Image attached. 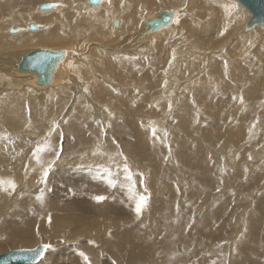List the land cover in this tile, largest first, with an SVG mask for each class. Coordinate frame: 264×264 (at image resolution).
<instances>
[{
	"label": "rangeland",
	"instance_id": "374dc122",
	"mask_svg": "<svg viewBox=\"0 0 264 264\" xmlns=\"http://www.w3.org/2000/svg\"><path fill=\"white\" fill-rule=\"evenodd\" d=\"M28 1L0 0V76L12 85L0 82V178L17 184L11 196L0 191V254L45 243L50 247L37 264H87L80 253L91 264H264V24L248 28L251 14L238 0H127L140 7L137 25L160 9L178 7L181 14L148 40L134 36L126 45L140 26L131 29L125 17L120 27L113 24L125 0L98 15L92 8L107 9L109 0L99 7L73 0L77 10L64 0H52L61 6L49 9L39 4L50 0ZM67 7L86 18L80 28L69 35L63 27L46 42L36 37L49 47L91 42L69 62V85L17 90L22 80L6 63L21 50L9 48L33 43V16H52L33 19L42 27ZM220 7L218 18L213 12L218 25L196 32ZM9 27L22 29L15 34L24 41L15 42ZM76 81L79 90L70 86ZM45 142L50 147L38 164L34 153ZM125 163L137 195L149 197L139 219ZM108 179L115 185L99 190ZM98 195L106 199L97 202ZM79 198L98 208L69 206Z\"/></svg>",
	"mask_w": 264,
	"mask_h": 264
},
{
	"label": "bare ground",
	"instance_id": "6f19581e",
	"mask_svg": "<svg viewBox=\"0 0 264 264\" xmlns=\"http://www.w3.org/2000/svg\"><path fill=\"white\" fill-rule=\"evenodd\" d=\"M35 0H29L28 2L29 3H33ZM56 2H58V1H60V0H55ZM67 4H68V6H73V7H75V9L77 10L78 9V6L80 5V3L79 2H72L73 0H64ZM78 1H80V0H78ZM84 1V0H83ZM126 1V5H125V8L124 9H122L121 8V10L117 13V14H115V16L116 15H119V19L117 18H114L113 20H112V22H113V24L115 25V22L116 21H118V27H120V25H121V23H122V21H124L123 19H124V17H125V19L127 18V19H131V23H132V25H131V29H138V27L140 28L139 30H138V32H137V34L136 35H133V31L129 34V35H127V40L125 39L124 41H126L127 42V44L126 45H128V44H132L133 43V40L132 39H134L135 37H139L140 39H146V40H148L146 37H148L149 38V36H152V35H155L157 32H159V31H161V30H163V29H165V28H168V27H170V26H172V25H174V23L176 22V20H177V14H178V18L180 17V14H181V9L180 8H178V7H174V8H166V9H160L159 11H154V13H152V14H150V15H148L146 18H144V19H142L141 21H140V23H139V25H137L138 24V19H139V17L141 16V13H140V7H138V8H135L134 7V9H132V5H131V3L130 2H128L127 0H125ZM139 1V0H138ZM167 1V4H169V5H171L175 0H166ZM17 2H19V1H17ZM80 2H82V1H80ZM102 2H103V0H99V3H97V4H95V3H90L89 2V0H85L84 1V3H81V4H87V5H89V7H99L101 4H102ZM140 2V1H139ZM148 2L150 3V5L151 4H153L154 3V0H148ZM187 2L190 4V5H194V4H196L197 2H199L198 0H187ZM43 3H48V4H53V5H56L55 4V2L54 1H52V0H50V1H46V2H42V3H40L39 4V8H40V5H42ZM135 3H137V2H135ZM202 4V3H201ZM88 7V6H87ZM107 7V9L106 8H101V9H97V8H92V10H94V9H96V10H94L93 11V13H96V15H98L99 13L98 12H103L104 11V9H105V12H106V10H108V11H110L111 12V10H116L115 9V7H116V0H110V2H109V5L108 6H106ZM131 7V9H130V11L128 12V9ZM4 8V7H3ZM50 8H55V7H50ZM37 9V8H36ZM47 9H49V8H47ZM69 7H67L66 8V10L65 11H63L62 12V17H60L59 16V18H61V19H59L58 18V16H55V18L51 21V23L49 22V23H47V24H45L44 26L42 25V27H39L38 25H36L37 26V29H36V31L35 32H29L31 35H33V36H30V34H25L24 36H30V37H28V38H31V39H33L34 41H33V43H29V44H26V45H22V46H19V47H14V48H9V49H13L12 51H14V50H21L20 52H14L12 55L13 56H10V57H12V58H9L8 59V63H6V64H8V66H9V64H10V66H12V68H13V70H12V72H11V74H14V75H16L20 80L19 81H21V84H20V86H18V87H15V88H17V90L19 89V90H23V89H25L26 87H31V88H33L34 90H37V91H42V90H47V89H50V88H56V87H58V86H61V85H64L65 83L67 84V85H69V77H70V75H71V72H72V69H71V67H70V65H69V62H72V63H76L77 61H78V59L80 58V54H81V52L83 51L82 50V48H83V46H84V44H85V46L87 45V44H89V43H91L90 41H85V42H83V41H80L81 39H79V40H75V42H72V43H67V44H62V45H58V46H51V47H49V46H41V45H37V43H38V39H37V37L39 36L40 38H41V40H42V42H46V41H48V40H52L54 37H56L57 35H58V33H59V30L61 29V30H63L64 28L66 29V28H68V31L67 32H70L69 33V35L71 34V33H73L74 32V28H80V23L82 22H84L83 20H86V18L84 17V15L83 14H81V15H76V17H74L73 16V13L71 12V11H69ZM118 9V8H117ZM3 10V9H2ZM169 10H171V11H176V15H175V17H174V20L170 23V24H168V25H166V26H161V27H159V28H155L154 27V22L156 21V18H157V15H158V13L159 12H161V11H169ZM211 10V13H212V19H208V20H206V21H204L202 24H201V26H199V27H197L196 29H195V31L196 32H200V31H202V32H210V31H212L213 30V27L214 26H217L218 25V23H216L215 24V22H216V20H217V18H218V15H219V13L221 12V10H222V8L220 7V8H212V9H210ZM35 11V10H34ZM215 11V13L217 14V18L214 16V14H213V12ZM31 13L33 12V10L32 11H30ZM117 12V11H116ZM128 12V13H127ZM35 12H33V14H34ZM44 14H41L40 16H33V19L35 20H39L40 22H44L45 20H51V18H52V16L51 15H46L45 16V14H49V13H47V12H43ZM126 13V14H125ZM198 17L200 16V17H205V14H206V12L205 11H195L194 12ZM36 14V13H35ZM125 14V15H124ZM95 15V14H94ZM106 15L108 16V13H106ZM105 15V16H106ZM110 16V15H109ZM108 16V17H109ZM87 17V16H86ZM93 17V19H96L97 21H99L100 20V17H101V20H102V17H103V15L101 14V15H99V16H92ZM74 18H76L77 20H76V22H75V20H74ZM112 18H113V16H112ZM33 19H29L30 20V22H29V24L30 25H33L32 23H34V20ZM74 24H72V23ZM125 22V21H124ZM123 22V23H124ZM127 22V21H126ZM129 22V23H130ZM53 23H55L54 25H53V27L51 28V29H49L48 27H50V25H52ZM29 25V26H30ZM112 25V24H111ZM221 25V24H220ZM28 26V27H29ZM48 26V27H47ZM17 27V26H16ZM64 27V28H63ZM19 28V27H18ZM44 28H46L47 30H43ZM9 29H11L10 27H9ZM97 29V28H96ZM98 29H100V28H98ZM97 29V32H99V30ZM21 31L22 29H18V31ZM18 31H16V32H18ZM0 33H1V31H0ZM100 33V32H99ZM20 33H16L15 34V32L14 33H12V36L14 37V41L15 42H21V41H24L23 39H24V37L22 36V35H19ZM98 34V33H97ZM96 34V35H97ZM103 34V33H102ZM168 34L169 33H167L166 35L168 36ZM85 35H88V34H86V32H85ZM100 35V34H99ZM37 36V37H36ZM135 36V37H134ZM85 37H87V36H85ZM95 37V36H94ZM102 37V36H101ZM106 37V36H105ZM98 38V37H97ZM12 39V38H11ZM87 39V38H86ZM85 39V40H86ZM88 39H90V37H89V35H88ZM137 39V38H136ZM25 40H28V39H25ZM40 42V41H39ZM130 42V43H129ZM141 42V41H140ZM94 43V42H93ZM135 43V42H134ZM138 45H137V47H142V42L141 43H137ZM102 45V44H101ZM121 47H123L121 44H119ZM89 47L91 46V45H88ZM103 46V45H102ZM125 46V45H124ZM87 47V46H86ZM101 47V46H100ZM104 47H106V46H103V48ZM108 47V46H107ZM126 47V46H125ZM37 48H45V49H50V50H54V51H56V52H58V51H61L62 53H63V56L60 58V59H58L57 60V62H56V64L53 66V69H52V71H51V73L49 74V77H50V82L48 83V84H38L37 83V81H38V76L35 74V73H28V72H21L20 70H19V64H20V62H21V60H22V57L24 56V55H26L29 51H33V50H35V49H37ZM122 50H120L121 52H123V53H126L127 54V49H125V48H121ZM129 49V48H128ZM5 51V50H4ZM89 51H90V49H89ZM133 51V50H132ZM6 52V51H5ZM4 55V54H3ZM81 59V58H80ZM80 61H82V60H80ZM3 62V61H2ZM5 73V72H4ZM7 74V73H6ZM96 75H97V73H96ZM13 76V75H12ZM96 77V76H95ZM0 82L2 83H5L6 84V86L8 87V88H12V85H11V83H9V80H8V78H6V77H1L0 76ZM16 85V84H15ZM100 85V84H99ZM98 85V87H96V88H99L100 86ZM4 86V85H3ZM70 86L72 87V88H78V90L81 88L80 87V84H79V82H71V84H70ZM101 87H103L102 88V92L101 93H103V94H106V93H108L109 92V89H108V87L107 86H101ZM14 88V87H13ZM3 90V89H2ZM12 90V89H11ZM5 91H8V89H6ZM1 92V91H0ZM76 92H77V90H76ZM98 93H99V91H98ZM3 94V93H2ZM75 95H77V94H75ZM101 95V94H100ZM88 98V97H87ZM76 102V101H75ZM76 105H77V102H76ZM76 105H72V107L71 108H75V107H77ZM99 106V105H98ZM98 112V111H97ZM98 114H99V112H98ZM106 115L108 116V114L106 113ZM157 124V123H156ZM160 124V123H159ZM132 126V125H131ZM133 128V127H132ZM136 128V127H135ZM145 134V133H144ZM72 141V140H71ZM105 151H107V150H105ZM112 153V152H111ZM149 153H150V151H149ZM115 154V153H114ZM146 154H148V153H146ZM109 155L110 154H108V157H109ZM116 157V155H114L112 158H115ZM127 157V156H126ZM106 158V157H105ZM109 160V159H108ZM61 166V165H60ZM57 169V168H56ZM60 169V168H59ZM61 170V169H60ZM59 170V171H60ZM95 176V175H94ZM103 180V179H102ZM112 180V179H111ZM22 181V180H21ZM114 181V180H113ZM116 183V182H115ZM115 183H114V185H115ZM101 187L103 186L104 188L102 189H99V190H105V188H108V187H112L113 185L112 184H109V183H107V186H105L104 184L103 185H100ZM95 187H97V186H95ZM207 190V189H206ZM94 192V191H93ZM88 193V192H87ZM95 194H97V193H95ZM44 196H47V197H49L48 196V194H46V195H44ZM38 198V197H37ZM80 199V198H79ZM84 199V198H83ZM66 200H68V199H66ZM42 201H44L43 199L40 201V203L39 204H36L37 203V201L35 200V201H33V204H36L37 205V209H39L40 208V206H41V202ZM87 201H91V200H87ZM104 201V200H103ZM110 201H114L113 199L112 200H110ZM45 202V201H44ZM71 202H72V205H69L70 207L71 206H75L76 205V207L77 208H79V209H87V210H90L91 211V209H97L98 207H90L91 206V204H92V202H86V200H76V199H72L71 200ZM102 203V202H101ZM111 203V202H110ZM28 204H31L30 202H28ZM46 204H47V202H46ZM48 204H51L53 207H54V204L53 203H48ZM47 204V205H48ZM94 204V203H93ZM96 204V203H95ZM104 204V203H103ZM108 204V205H107ZM43 205V204H42ZM90 205V206H89ZM98 205V204H97ZM110 204L108 203V202H105V211L106 210H108L109 208H110V206H109ZM113 205H115V203H113ZM170 205H172V204H170ZM67 206V205H66ZM104 206V205H103ZM103 206L101 205L100 207H99V209H103ZM170 207V206H169ZM168 207V208H169ZM68 208V207H67ZM172 209H173V207H171ZM171 209V213H172V210ZM40 210L42 211V209L40 208ZM170 210V209H169ZM168 210V211H169ZM189 210V209H188ZM45 211V210H44ZM43 213H45V212H43ZM109 213H111V212H109V211H106V216H109L110 214ZM170 213V214H171ZM101 214V213H100ZM99 214V215H100ZM49 215L50 214H48V215H46L45 217H46V219H49ZM84 215V214H83ZM85 215H87V214H85ZM169 215V214H168ZM170 216V215H169ZM167 217V216H166ZM166 217H164L163 216V218H165L166 219ZM171 217H172V215H171ZM173 219V218H172ZM167 220V219H166ZM192 220H194V219H192ZM167 222V221H166ZM167 225V224H166ZM169 227H170V223H169ZM174 227V226H173ZM238 229V228H237ZM176 237V236H175ZM37 247V246H36ZM180 247V246H179ZM17 249H20V248H17ZM46 251H47V249H46ZM46 251H45V253H46ZM169 251V250H168ZM4 253V252H3ZM45 253H44V255H45ZM169 254V253H168ZM44 255L42 256V258L44 257ZM41 258V259H42ZM168 258V257H167ZM171 258V257H170ZM179 258V257H178ZM40 259V260H41ZM40 260H39V262H40ZM176 260V259H175ZM39 262H37V263H39ZM176 262V261H175ZM37 263H18V264H37ZM9 264H12V263H9Z\"/></svg>",
	"mask_w": 264,
	"mask_h": 264
},
{
	"label": "water",
	"instance_id": "95a60500",
	"mask_svg": "<svg viewBox=\"0 0 264 264\" xmlns=\"http://www.w3.org/2000/svg\"><path fill=\"white\" fill-rule=\"evenodd\" d=\"M90 3H99V0H89ZM187 4V0L184 1ZM238 2L249 11L251 19L248 21V28H252L257 24H264V0H238ZM51 4L44 3L40 5V9L50 8ZM176 15V11H161L158 13L154 27L159 28L170 24ZM115 26H118V21L115 22ZM36 25H31L30 30H36ZM18 31V28H11L10 32L14 33ZM63 56L61 51H54L45 48H37L33 51H29L22 57L19 64V70L21 72L35 73L38 76V84H48L50 82L49 74L51 73L53 66L57 60ZM45 243L39 244L35 248H20L12 249L0 254V264L9 263H37L44 255L46 249H44ZM40 252V255L36 253Z\"/></svg>",
	"mask_w": 264,
	"mask_h": 264
},
{
	"label": "snow or ice",
	"instance_id": "6c2138e0",
	"mask_svg": "<svg viewBox=\"0 0 264 264\" xmlns=\"http://www.w3.org/2000/svg\"><path fill=\"white\" fill-rule=\"evenodd\" d=\"M110 2V0H109ZM58 6H61V5H50V7H58ZM234 6V5H233ZM176 22L178 23L179 22V19H178V14H177V20ZM224 33L221 32V35H223ZM241 102H243V99L241 98ZM53 130H55V123H54V128ZM156 128H152V134L153 136L156 135ZM50 147L49 143L48 142H45V144L43 146H38L35 153H34V157L36 159V162L39 164L41 163V154L43 152H45L46 150H48ZM60 156V152L57 151L56 152V158L58 159ZM126 159V158H125ZM55 163V161H51L49 162L48 164V168H50L52 166V164ZM48 168H44L43 169V177H47L48 175ZM124 172L126 174V179L129 181V193H130V198L133 199L135 201V207H134V212L136 214V218L139 219L140 218V215L142 213V211L144 209H146L147 205H148V199L149 197L148 196H145V195H137L136 193V181L133 179V175H132V172L131 170L129 169L127 163L124 164ZM111 174L109 173V176ZM43 182V181H41ZM108 183L109 184H112L114 186V181L111 180V179H108ZM141 183H143V181L141 180ZM17 188V184L16 182L11 179V178H0V191L4 192V193H7L9 196L12 195L13 192H15ZM145 191H147V189H145ZM40 199H42V194H41V197H39ZM94 199L97 201V202H101L103 200L106 199L105 196L103 195H98L96 197H94ZM50 219V218H49ZM44 249H48L50 247V245L48 244H45L44 246ZM37 255H40L41 253L40 252H37L36 253ZM80 255L84 258V260L87 262V264H91V262L89 261V258L87 255H85L84 253H80Z\"/></svg>",
	"mask_w": 264,
	"mask_h": 264
}]
</instances>
